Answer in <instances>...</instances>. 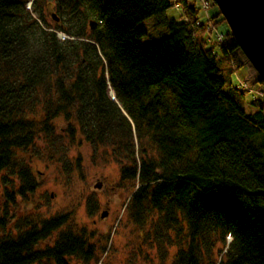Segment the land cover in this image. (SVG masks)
Returning a JSON list of instances; mask_svg holds the SVG:
<instances>
[{"label": "trees", "instance_id": "16d2710c", "mask_svg": "<svg viewBox=\"0 0 264 264\" xmlns=\"http://www.w3.org/2000/svg\"><path fill=\"white\" fill-rule=\"evenodd\" d=\"M84 1L57 7L62 39L40 0H0V173L10 181L0 193V264L95 255L93 233L70 226L69 213L15 220L19 199L39 185L20 153L41 135L51 143L59 117L70 140L81 135L117 163L121 182L138 183L129 216L140 226L157 215L158 244L174 233V264H204L228 236L218 264H264V81L229 29L222 42L205 38L217 6L203 19L195 0ZM174 5L184 21L167 16ZM164 30L159 42L139 41ZM243 66L246 89L230 80Z\"/></svg>", "mask_w": 264, "mask_h": 264}, {"label": "rangeland", "instance_id": "374dc122", "mask_svg": "<svg viewBox=\"0 0 264 264\" xmlns=\"http://www.w3.org/2000/svg\"><path fill=\"white\" fill-rule=\"evenodd\" d=\"M79 1L40 0L43 3L41 9L45 14V23L62 39L66 38V35L56 28L59 20L54 21L51 13L55 12L62 16L57 7L62 9L76 5ZM212 1L208 0L210 6L206 13L217 10L211 5ZM194 2L195 6L200 7L199 14L204 19V10L201 8L200 1ZM26 3V7L30 8L32 2ZM166 14L179 22L185 20L182 8L177 5L169 8ZM222 17L223 15L216 18L214 29L206 32L205 38L215 40L216 33L229 29L226 21L221 20ZM167 33L164 30L154 37H144L139 41L142 45L154 44L161 41ZM246 71L247 69L243 66L232 74L231 82L238 85ZM252 90L260 91L256 88ZM54 121L56 134L51 143L45 141L41 135L35 140L33 146L20 153L23 155L25 164L37 177L39 185L35 192L28 196L27 201L19 199L14 209L15 220L23 217L28 220H39L42 217L69 213L70 226L84 227L88 232L93 233L89 242L93 244L95 250L91 260L85 262L70 257L68 258L70 264H174V256L178 250L174 233L168 232L167 237L164 231L163 240L158 244L153 237L155 229L151 226L158 220L157 215L152 214L147 222L140 226L134 224L129 216L127 204L138 183L132 180L121 182L117 163L104 161L101 152L94 150V147L79 134L74 141L70 140L67 132L64 131L67 123L61 117ZM1 174L4 172L0 173V193L4 190V186L8 187L10 184V181L2 180ZM98 183L101 187L96 186ZM104 211L106 216L101 217ZM15 220L8 225V230L14 227ZM57 234V231L54 232L52 236L43 240L39 247L53 244ZM230 239L231 237L228 236L225 242H217L211 257H206L204 264H218L225 256Z\"/></svg>", "mask_w": 264, "mask_h": 264}, {"label": "water", "instance_id": "95a60500", "mask_svg": "<svg viewBox=\"0 0 264 264\" xmlns=\"http://www.w3.org/2000/svg\"><path fill=\"white\" fill-rule=\"evenodd\" d=\"M238 47L243 51L252 68L264 81V0H213ZM51 17H59L52 12ZM90 29L96 27V21L89 20ZM110 97L114 98L110 90ZM97 187H101L98 183ZM106 216V211L101 217Z\"/></svg>", "mask_w": 264, "mask_h": 264}, {"label": "built area", "instance_id": "2783aa9c", "mask_svg": "<svg viewBox=\"0 0 264 264\" xmlns=\"http://www.w3.org/2000/svg\"><path fill=\"white\" fill-rule=\"evenodd\" d=\"M200 1V4H201V8L204 10V11H206L207 10V8H208V0H199ZM207 27V31H211V30H213L214 29V27H213V24H211V23H208V25L206 26ZM216 40L218 41V42H222V36H221V33L219 32V33H216ZM240 88L242 89V88H247V86L243 83H240ZM247 90H249L253 95L255 94V95H262V93H261V91H256V90H252V89H247Z\"/></svg>", "mask_w": 264, "mask_h": 264}, {"label": "crops", "instance_id": "0c3cea01", "mask_svg": "<svg viewBox=\"0 0 264 264\" xmlns=\"http://www.w3.org/2000/svg\"><path fill=\"white\" fill-rule=\"evenodd\" d=\"M215 14V13H214ZM213 15V14H212Z\"/></svg>", "mask_w": 264, "mask_h": 264}]
</instances>
